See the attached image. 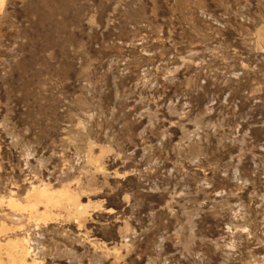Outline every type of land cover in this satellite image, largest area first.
Instances as JSON below:
<instances>
[{
    "label": "rangeland",
    "instance_id": "374dc122",
    "mask_svg": "<svg viewBox=\"0 0 264 264\" xmlns=\"http://www.w3.org/2000/svg\"><path fill=\"white\" fill-rule=\"evenodd\" d=\"M24 237L43 264H264V0H0V243Z\"/></svg>",
    "mask_w": 264,
    "mask_h": 264
},
{
    "label": "bare ground",
    "instance_id": "6f19581e",
    "mask_svg": "<svg viewBox=\"0 0 264 264\" xmlns=\"http://www.w3.org/2000/svg\"><path fill=\"white\" fill-rule=\"evenodd\" d=\"M59 188H61V187H59ZM32 190H33V193L35 192V195L37 197L36 200L30 204L32 207H35L36 205L38 206L39 203L44 204L45 208L47 206H50V204H51V206L52 205L56 206L59 204L63 205V203H66L67 205L68 204L73 205L71 211L74 214H77L78 216L83 215L82 213L84 212V207L76 202L77 200H75L74 195H72L69 192V190H67V189H57V190L52 189V190H50L45 185H43L42 187L35 185L32 187ZM35 195H33V196H35ZM8 203L11 206H19V204H17L13 200H8ZM32 212H33V210H32ZM39 212H40V210H39ZM48 213H49V211H47V210L44 211L43 213H41L42 218L46 219V220L49 219L47 217L50 216L49 215L50 213L49 214ZM36 217H37V215H36ZM18 239H20V238H18ZM4 245L7 248V252H6L7 253V263H5V264H43L42 261L35 260V258H32L31 261L28 262L27 256L29 255L31 249H30V246L28 244V240L26 237H24L23 240H15V241H9V242L7 241V243H5ZM4 245L0 243V249ZM0 264H4V263H2L1 257H0Z\"/></svg>",
    "mask_w": 264,
    "mask_h": 264
}]
</instances>
